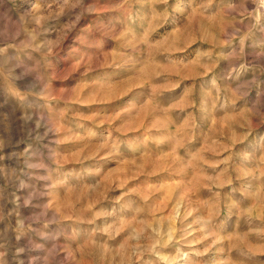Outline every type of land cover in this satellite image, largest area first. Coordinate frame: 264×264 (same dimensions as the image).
<instances>
[{
	"label": "rangeland",
	"instance_id": "obj_1",
	"mask_svg": "<svg viewBox=\"0 0 264 264\" xmlns=\"http://www.w3.org/2000/svg\"><path fill=\"white\" fill-rule=\"evenodd\" d=\"M0 264H264V0H0Z\"/></svg>",
	"mask_w": 264,
	"mask_h": 264
}]
</instances>
